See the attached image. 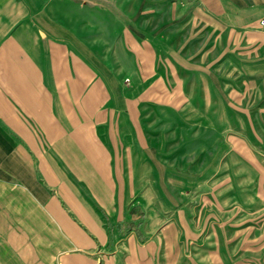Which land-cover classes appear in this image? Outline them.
Returning <instances> with one entry per match:
<instances>
[{"label":"crops","instance_id":"1","mask_svg":"<svg viewBox=\"0 0 264 264\" xmlns=\"http://www.w3.org/2000/svg\"><path fill=\"white\" fill-rule=\"evenodd\" d=\"M85 3L0 0V264H156L172 225L151 237L141 224L146 240L117 226L146 212L134 180L147 172L143 117L160 79L232 64L233 92L264 103V0H156L158 25L134 27L129 10L108 26L109 7L107 26H85L79 10L99 18L98 1ZM159 46L185 51L163 61Z\"/></svg>","mask_w":264,"mask_h":264},{"label":"rangeland","instance_id":"2","mask_svg":"<svg viewBox=\"0 0 264 264\" xmlns=\"http://www.w3.org/2000/svg\"><path fill=\"white\" fill-rule=\"evenodd\" d=\"M94 1L84 0L88 6ZM97 1L98 20L79 10L85 26H107L103 13L108 7L115 8L108 26H120L128 10L133 27L156 26L160 20L156 0ZM130 33L134 42V30ZM154 34L149 29L145 35ZM182 46L157 49L166 61V53H183ZM192 65L201 70L203 64ZM185 66L178 67L180 77L166 73L145 106L150 153L147 172L134 182L139 179L144 187L147 207L145 218L135 219L151 237L173 226V239L166 232L156 247V264H264L263 99L233 92L232 64L222 71L212 62L209 77L189 73ZM119 74L120 83L128 86L131 75Z\"/></svg>","mask_w":264,"mask_h":264},{"label":"trees","instance_id":"3","mask_svg":"<svg viewBox=\"0 0 264 264\" xmlns=\"http://www.w3.org/2000/svg\"><path fill=\"white\" fill-rule=\"evenodd\" d=\"M135 207H131L130 209V214H133L135 212ZM139 219L143 218V212L139 211L138 216ZM136 220L135 218L130 220L129 222L121 223L117 226V231L118 233L121 234H128L131 231H134L135 234L141 239L144 240V237L140 231L139 225H140V220Z\"/></svg>","mask_w":264,"mask_h":264}]
</instances>
